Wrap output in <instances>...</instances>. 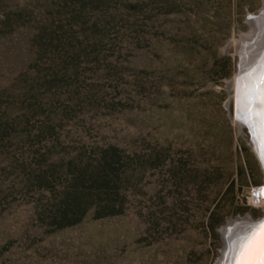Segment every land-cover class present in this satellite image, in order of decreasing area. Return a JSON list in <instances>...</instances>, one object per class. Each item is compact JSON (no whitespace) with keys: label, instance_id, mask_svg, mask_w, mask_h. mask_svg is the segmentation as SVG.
<instances>
[{"label":"rangeland","instance_id":"rangeland-1","mask_svg":"<svg viewBox=\"0 0 264 264\" xmlns=\"http://www.w3.org/2000/svg\"><path fill=\"white\" fill-rule=\"evenodd\" d=\"M263 6L0 0V264L230 263Z\"/></svg>","mask_w":264,"mask_h":264},{"label":"snow or ice","instance_id":"snow-or-ice-1","mask_svg":"<svg viewBox=\"0 0 264 264\" xmlns=\"http://www.w3.org/2000/svg\"><path fill=\"white\" fill-rule=\"evenodd\" d=\"M246 76L249 83L243 94L245 110L258 118L264 130V74L258 79L252 73ZM229 252L231 264H264V217H260L256 223L245 225L244 234H237Z\"/></svg>","mask_w":264,"mask_h":264},{"label":"water","instance_id":"water-1","mask_svg":"<svg viewBox=\"0 0 264 264\" xmlns=\"http://www.w3.org/2000/svg\"><path fill=\"white\" fill-rule=\"evenodd\" d=\"M261 10L262 8L258 12L260 13ZM229 106H230V111H231V105ZM254 107H257V106L254 105ZM249 116L250 118L252 117L250 113H249ZM252 118H254V121L250 123V131H251L252 139L255 142V145L253 144V142L251 143V145L254 147L256 155L261 163L262 170L264 171V130L261 129L258 118H255V117H252ZM262 217H264V213ZM258 219L253 220L249 218L247 215H244L243 217L237 216L235 219L229 220L227 222V226L246 224V223L247 224L256 223ZM225 227H223L222 229H225Z\"/></svg>","mask_w":264,"mask_h":264},{"label":"bare ground","instance_id":"bare-ground-1","mask_svg":"<svg viewBox=\"0 0 264 264\" xmlns=\"http://www.w3.org/2000/svg\"><path fill=\"white\" fill-rule=\"evenodd\" d=\"M260 16H261V18H263L262 16H264V6H263V8H262V10L260 11ZM260 16H258V17H254L252 20H260ZM258 18V19H257ZM263 20V19H262ZM261 21V20H260ZM255 65H257L256 67L258 68L257 69V71H256V73H255V75H254V78H259L258 76L260 75L261 76V74H264V55L260 58V60L257 58V61L255 62V64L253 65V66H255ZM255 67V68H256ZM251 70H252V68H251ZM260 72H261V74H260ZM239 73V72H238ZM254 73V72H253ZM245 75V74H244ZM241 78L243 79L244 78V76L241 74H238V76H236V78H235V87L237 86V84H238V88H240V80H241ZM238 88H236V90L238 89ZM243 90V94H244V90H245V88H243L242 89ZM236 93L237 92H234V95L236 96ZM243 100H244V98H243ZM253 107H254V105H253ZM241 111H246L245 110V106H243V109L241 110ZM245 113V112H244ZM246 114H248L249 115V112L248 113H246ZM247 115V116H248ZM253 144L255 145V142H253ZM252 200L254 201V203H258V204H262L263 206H264V186L263 187H260L258 190H256V189H254V191H253V194H252ZM239 225H241V227L238 229L239 231H241V232H238L237 234H239V235H242L243 233H244V227H245V225L244 224H239ZM225 232H226V234L228 233V232H230L231 231V228L229 227H226L225 229H223ZM230 246H231V244H229L228 246H227V248H225V251H223L224 252V254H225V252H226V255H229L230 254V252H229V248H230ZM223 259V258H222ZM221 262H224V261H221ZM228 264H231V262L230 263H228Z\"/></svg>","mask_w":264,"mask_h":264},{"label":"trees","instance_id":"trees-1","mask_svg":"<svg viewBox=\"0 0 264 264\" xmlns=\"http://www.w3.org/2000/svg\"><path fill=\"white\" fill-rule=\"evenodd\" d=\"M224 76H227V74H224ZM234 186V184L233 183H231V188ZM239 211H241V210H239Z\"/></svg>","mask_w":264,"mask_h":264}]
</instances>
